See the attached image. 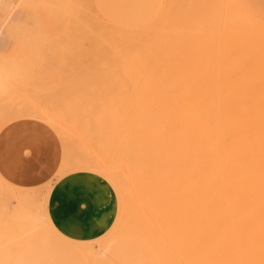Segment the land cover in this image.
Masks as SVG:
<instances>
[{
    "label": "rangeland",
    "instance_id": "374dc122",
    "mask_svg": "<svg viewBox=\"0 0 264 264\" xmlns=\"http://www.w3.org/2000/svg\"><path fill=\"white\" fill-rule=\"evenodd\" d=\"M119 2V0H0V141L19 145L16 155L20 152L26 160L22 161L17 157L13 159L14 150L12 155L11 151H6L3 152L4 156H0V263L3 261L1 264H10L15 254L14 247L17 245L19 249L29 241L23 249L24 252L23 250L17 252L12 264H85L83 255L64 252L61 240L64 238L56 230L55 234L45 229L47 224L54 228L47 215L46 201L51 184L59 176L75 170L95 173L85 164L79 163L97 158L108 159L113 155L120 135L124 134L121 133L122 130L129 132L126 123L130 117L124 118L127 120L122 122L125 115L123 110L125 112L127 108V103L124 102L126 95L122 97L120 95L126 91L122 87H125L129 80L130 65L124 64L123 61L111 63V58H106L107 56L102 54L106 42L111 38L117 42V47H113L119 49L121 44L119 47L118 42L122 39L127 41L125 37L128 36V31L146 28L149 30L152 27L150 29H153L152 34H157L156 37L159 39L157 44L166 47L164 70L168 71V66L172 68L171 64L176 58L185 60L187 65L194 69V72L191 68L192 70L187 73L184 72L185 69H189L187 66L181 73L179 70L177 74L180 81L177 79L178 76H175L177 80L175 77L172 78L177 75L171 73L173 70L168 71L172 76L164 73L165 80L177 81L180 95L196 97L264 94V0H163L157 15L151 18L146 15L131 27L128 22L127 0L124 1L122 8ZM216 30L219 33L215 32ZM216 33L222 35L214 38L212 35ZM206 34L212 36L210 40L201 41L200 37ZM169 36L187 42L186 36L194 39V43L191 42L193 46L191 44L190 46L191 52L193 50L195 52L191 55L187 52L190 47L183 46L179 48L177 57L170 61ZM221 36L222 39L219 38ZM106 37L109 40H106ZM104 38L105 44L100 42L98 44V41L102 39L104 41ZM212 38L216 39L217 44H213L215 41ZM112 42L114 41L111 40V46ZM176 44L177 42H173L170 49ZM208 44L210 46L206 49ZM226 45L230 46L227 48L231 51L225 48ZM219 48L226 53L223 54L224 57H220V61L224 59L226 63L229 62V66L222 65V61L221 64L220 61L217 63L215 58L219 60L217 57L221 51ZM252 48L257 49L255 51ZM215 49L218 51L214 52L217 54L213 56L212 51ZM248 49L250 51L247 52ZM98 51L102 55H99ZM245 52L251 54L248 56ZM240 54L245 56L242 58ZM182 62L178 65L181 66ZM209 64H212L210 68ZM241 64L244 65L243 68ZM200 65H203L202 69ZM173 66L176 68L177 65ZM239 66L240 70L237 69ZM188 72H193V75L190 73L189 77ZM229 84L231 90L230 87L226 88ZM115 87H120L116 88V91L118 89L117 92L121 94L113 92ZM256 92L258 94H255ZM113 93L119 95L120 100ZM101 99L105 103L101 102ZM88 101L90 103H87V106L85 104ZM116 104H121L122 110L117 111L120 108H117ZM85 119L92 122L94 126L92 129L89 126L91 122L88 123ZM128 125L130 126V120ZM124 126L126 129H123ZM100 130L103 133L102 136L100 132L102 138L99 137ZM108 131L109 133L114 131L110 134L112 138L109 140L106 139ZM67 133L70 134L66 136ZM11 138L16 140L12 141ZM113 138H117V141ZM120 140L119 142H122ZM121 145L120 143L119 146ZM18 163L20 174L15 180L14 174L19 167ZM71 163L76 166L64 170V167ZM142 194L137 193L136 196V193L131 195L117 192L118 214L115 212L117 217L110 230L103 237L92 242H83L79 247L85 254L88 264L90 261L93 263L96 252L105 242L116 237H125L120 234L119 229L130 223L133 212L136 215H133L135 219L143 221L147 217L151 218L150 214L154 213L152 209L155 207L154 204L153 207L150 205V211L144 196L151 195L153 199L148 201L152 204L158 200L159 194L156 197L154 193ZM169 211L165 215L166 219L176 218V213L173 215L171 208ZM151 215L153 217V214ZM33 223L38 231L43 227L47 235L35 240L32 239L36 237H31L17 244L20 239L22 240V233ZM157 239L158 248L155 251L148 242L144 243L152 252L156 264H192L191 259L198 255L192 245L193 242L175 237L171 228L161 230L160 234H157ZM84 244H88L87 247H84ZM95 249L91 260L88 252ZM111 256L112 253L106 254V257Z\"/></svg>",
    "mask_w": 264,
    "mask_h": 264
},
{
    "label": "bare ground",
    "instance_id": "6f19581e",
    "mask_svg": "<svg viewBox=\"0 0 264 264\" xmlns=\"http://www.w3.org/2000/svg\"><path fill=\"white\" fill-rule=\"evenodd\" d=\"M146 29L128 31V36L125 37L127 41L117 39L120 42L118 46L121 44L119 49L114 48L117 47V42L112 38L106 44L105 38L104 41L103 39L98 41V44L99 42L105 44L106 48L104 46L105 51H102V54H105L106 58H111V63L116 64L123 61L124 64L130 65L129 80L126 83L128 86L127 88L126 85L122 87L126 91L123 94L117 92L120 87H115L113 90L121 94L120 97L126 95L124 102L127 103V108L125 112L123 110L125 115L124 117L121 115L123 117L121 120L123 122L127 120L124 118L130 117L127 123L125 122L129 132L122 130L121 133L124 134L119 138L122 142L115 138L118 143L116 142L114 153L108 159L97 158L79 164H85L88 169L103 176L113 186L116 193H131V195L136 193V196L137 193H143L142 195L154 193L155 197L157 194L160 195H157L158 200L152 204L148 201L153 199L151 195L148 196L149 198L144 196V201L149 204L148 209L150 205L153 207V204L158 209L154 208L155 211L152 209L153 217L150 214L151 218L148 219L149 217L146 216L147 218L145 217L143 221L135 219L136 215L131 211L130 215L133 212L134 216L130 217V223L119 229L123 236L134 237L142 243L148 242L151 249L155 251L158 248L157 234H160L161 230L171 228L175 237L193 242L192 245L198 255L191 259L192 264H264L263 89L261 91L263 96L191 97L180 95L177 81L165 80L164 73L172 76L168 72L170 69L173 70L170 71L173 75L179 73V70L181 73L186 66L189 67L184 70L186 73L193 69L189 64L187 65L185 60H179L176 57L179 48L183 46L190 47L187 51L190 54L195 52V50L191 52L190 46L195 40L186 36L188 42L180 41V39H173V36H169L170 61L176 58L174 62L180 61L181 64L183 61L186 65L182 62L183 67L172 61V68L168 66L170 68L166 71L163 68L164 48L166 47L160 43L157 44L159 39L157 34H152L153 29ZM217 33L212 36L216 38L215 36L222 35V33L218 35ZM210 36L206 34L200 39L206 42L210 40ZM222 37L219 38L222 39ZM214 38H212L215 41H212L213 44L216 43ZM111 40L115 42H112V46L110 45ZM173 42L177 44L170 49ZM209 46L208 44L206 49ZM228 46L226 45L225 48ZM222 48L219 50L223 51L224 48ZM228 50L231 51V49ZM99 51V55H102ZM107 51L111 53V56ZM216 51L218 50L212 51L213 56L217 54L214 53ZM221 51L217 56L219 60L215 58L217 63L220 57L226 54L225 51ZM240 55L242 58L245 56ZM223 60L221 61L224 64L221 61L220 64L229 66V62L226 63ZM173 65H177L176 68ZM209 65L207 66L210 68L212 64ZM243 66L241 64L242 68ZM244 68L246 70V67ZM237 69L240 70V66ZM193 72H188L189 75L186 74V76L190 77V73ZM175 76L179 79V74L172 78ZM176 77L175 80H177ZM223 83L226 85L225 82ZM220 84L222 86V81ZM227 87H230V84ZM116 88H118L117 91ZM101 102L105 103L102 99ZM87 103L90 102H86L85 105ZM116 106L120 109H114L122 110L121 104H116ZM85 120L88 123L91 122L89 119ZM129 120L130 126L128 125ZM89 126L91 129L94 127L92 122ZM89 126L88 129H90ZM126 126L123 129H126ZM111 133L108 131L106 139L112 138ZM68 134L70 133L65 135ZM65 135L61 137L65 138ZM99 137L102 138L101 135ZM120 143L121 146H119ZM72 166L76 164L71 163L65 166L64 170H70ZM168 193L171 194L168 195ZM154 195L152 194V197ZM164 197L168 199L164 200ZM170 208L171 212H174L173 215L176 213V218L168 220L165 215L170 212ZM35 228L36 225L32 224L28 230H25L24 234L22 233V240L20 239L17 244L43 234L41 230L38 231ZM19 249L16 245L14 252L16 253ZM93 254L92 252V257Z\"/></svg>",
    "mask_w": 264,
    "mask_h": 264
},
{
    "label": "crops",
    "instance_id": "0c3cea01",
    "mask_svg": "<svg viewBox=\"0 0 264 264\" xmlns=\"http://www.w3.org/2000/svg\"><path fill=\"white\" fill-rule=\"evenodd\" d=\"M119 1L120 8H122L125 0ZM162 5L163 0H127L129 27L138 23L146 15L150 18L157 15ZM15 140L16 138L12 139V141ZM18 147L20 146L14 142L1 143L0 156L6 151H11L12 155L14 150L13 159L17 157L24 161L25 158L20 155L19 151V155H16ZM19 168L20 166L14 174L15 180L20 174ZM46 210L54 228H50L47 224L45 229L55 234L56 230L64 238H61L64 252L83 255L85 264H88L85 254L79 247L83 242H92L107 234L118 214V195L113 186L102 176L85 170H75L59 176L51 184L47 195ZM46 230L42 227L43 234L36 238L32 237V240L45 237ZM28 243L17 252L23 250ZM84 245L87 247L86 244ZM95 251H89L90 258H92V252L95 253ZM109 253H112V256L106 257ZM89 264H156V261L144 243L132 237H116L105 242L96 252L93 263L90 261Z\"/></svg>",
    "mask_w": 264,
    "mask_h": 264
}]
</instances>
